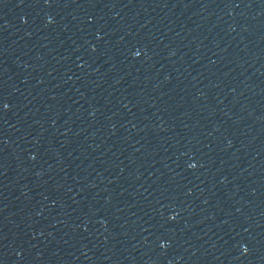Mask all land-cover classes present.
Returning <instances> with one entry per match:
<instances>
[{
    "label": "water",
    "instance_id": "water-1",
    "mask_svg": "<svg viewBox=\"0 0 264 264\" xmlns=\"http://www.w3.org/2000/svg\"><path fill=\"white\" fill-rule=\"evenodd\" d=\"M0 264H264V0H0Z\"/></svg>",
    "mask_w": 264,
    "mask_h": 264
}]
</instances>
